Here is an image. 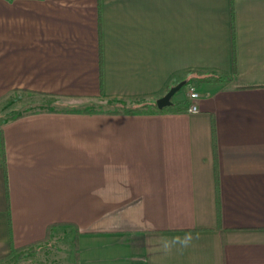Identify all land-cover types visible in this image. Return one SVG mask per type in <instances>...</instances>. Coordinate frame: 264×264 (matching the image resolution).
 Listing matches in <instances>:
<instances>
[{"label": "crops", "instance_id": "1", "mask_svg": "<svg viewBox=\"0 0 264 264\" xmlns=\"http://www.w3.org/2000/svg\"><path fill=\"white\" fill-rule=\"evenodd\" d=\"M191 70L230 76L195 112L47 104ZM15 91L45 106L0 122V257L63 236L76 264H264V0H0V106Z\"/></svg>", "mask_w": 264, "mask_h": 264}, {"label": "rangeland", "instance_id": "2", "mask_svg": "<svg viewBox=\"0 0 264 264\" xmlns=\"http://www.w3.org/2000/svg\"><path fill=\"white\" fill-rule=\"evenodd\" d=\"M184 85L185 84L181 87H184ZM8 96L6 102L0 106V122L7 117L10 112L20 113L22 111L21 113H23L45 106L43 103L44 101L36 103L30 100L31 102H29L28 99H26V96H29V93L15 91ZM46 102L47 101H45V103ZM47 104H50V107L54 106L56 108L80 106V108L93 107L96 109L107 108L111 105L108 100L100 97L77 99L55 97L50 100V102L48 101ZM69 245L72 250V245L66 241V237L63 238V236H61L54 239L50 238L49 241L40 243L38 247L33 245L32 247L24 248V246L18 250V253L14 252L8 258L0 261V264H76L75 251L72 250L73 254H70L68 251Z\"/></svg>", "mask_w": 264, "mask_h": 264}, {"label": "trees", "instance_id": "3", "mask_svg": "<svg viewBox=\"0 0 264 264\" xmlns=\"http://www.w3.org/2000/svg\"><path fill=\"white\" fill-rule=\"evenodd\" d=\"M230 79V76L222 75L213 71H201V70H191L186 72L182 76L180 80L184 81V84H191L194 87L199 86L202 82H210V81H226ZM171 86V85H170ZM156 97H140V98H133V99H126V98H117L112 97L108 98L107 100L111 103L110 106L107 108H93V107H84L80 108L78 110L83 112H93V111H103V112H111V113H117V112H123V113H151V112H162L165 110H174V111H182L187 108L189 105V101L187 99L182 100H172L171 103L167 106L158 108L155 104ZM18 116V114H15L13 117ZM0 161L3 163L4 161V152L3 148L0 145ZM54 224H49L47 226V233L49 231L51 232V229ZM75 245V242H74ZM25 246V245H24ZM24 246L19 247H11L10 252L0 257V261L8 258L11 254L14 252L20 250ZM75 251V259H77V251L74 246ZM77 262V260H76Z\"/></svg>", "mask_w": 264, "mask_h": 264}, {"label": "clouds", "instance_id": "4", "mask_svg": "<svg viewBox=\"0 0 264 264\" xmlns=\"http://www.w3.org/2000/svg\"><path fill=\"white\" fill-rule=\"evenodd\" d=\"M193 240V236L192 234L189 233H185L183 237L180 236H174L171 239H164L162 241V248L165 252H168L171 250V248L174 245L179 244L181 247H187L191 241Z\"/></svg>", "mask_w": 264, "mask_h": 264}, {"label": "water", "instance_id": "5", "mask_svg": "<svg viewBox=\"0 0 264 264\" xmlns=\"http://www.w3.org/2000/svg\"><path fill=\"white\" fill-rule=\"evenodd\" d=\"M184 84L183 80H179L172 84L162 95L155 99V104L158 108L167 106L171 103L173 94Z\"/></svg>", "mask_w": 264, "mask_h": 264}, {"label": "built area", "instance_id": "6", "mask_svg": "<svg viewBox=\"0 0 264 264\" xmlns=\"http://www.w3.org/2000/svg\"><path fill=\"white\" fill-rule=\"evenodd\" d=\"M198 91L197 89L193 86L190 85L187 90V99L189 101V105L186 108V111L188 112H195L198 110V106L196 103V99L198 98Z\"/></svg>", "mask_w": 264, "mask_h": 264}]
</instances>
